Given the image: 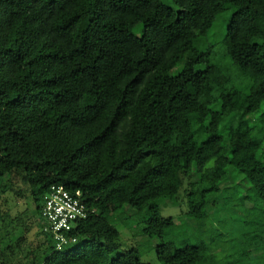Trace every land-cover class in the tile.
<instances>
[{
    "label": "trees",
    "instance_id": "trees-1",
    "mask_svg": "<svg viewBox=\"0 0 264 264\" xmlns=\"http://www.w3.org/2000/svg\"><path fill=\"white\" fill-rule=\"evenodd\" d=\"M18 174L44 237L28 264H150L120 248L129 211L136 237L160 239V264H217L204 243L165 241L176 224L157 200L181 192L206 221L217 197H253L261 235L234 245L260 259L264 0H0V177ZM61 185L86 216L59 247L42 208Z\"/></svg>",
    "mask_w": 264,
    "mask_h": 264
},
{
    "label": "rangeland",
    "instance_id": "rangeland-1",
    "mask_svg": "<svg viewBox=\"0 0 264 264\" xmlns=\"http://www.w3.org/2000/svg\"><path fill=\"white\" fill-rule=\"evenodd\" d=\"M140 30L141 26H139V33ZM22 179L21 174L0 177V261L5 259L7 264H28L32 256L37 255L44 247L42 221L37 216L31 188ZM241 193L243 194V191ZM246 194L250 195L248 192ZM180 195L178 200L169 204H163L164 200L161 198L157 200L161 215L173 217L175 220V231L168 232L164 238L168 244L181 247L185 244L204 243L209 248L210 254L216 257L217 264H264V255L249 263L247 257L239 255L234 245L237 239L245 244L242 249L249 250L250 237L261 235V231L255 232L251 227L254 224L250 221L259 217L258 212L250 205L251 200H254L253 197H250L249 203L240 200V196H236L229 200L228 205L223 198L217 197L216 205L211 204L206 207L205 212H208L211 218L206 221L207 216L199 217V219L191 218L188 215L189 201L183 199L184 192ZM133 217L134 213L129 211L124 213L123 221L115 223L120 232V248L125 250L138 247L143 262L160 264L157 257L160 239L136 237L137 229L144 226V223L139 225V215L134 219ZM213 221L218 222L216 225L219 231L212 229ZM241 225H245L247 229L241 228ZM235 229L242 230L233 234ZM226 233H229L227 238H225ZM190 235L194 237L192 240ZM254 252L253 248L252 255ZM230 254L234 256L230 257Z\"/></svg>",
    "mask_w": 264,
    "mask_h": 264
},
{
    "label": "built area",
    "instance_id": "built-area-1",
    "mask_svg": "<svg viewBox=\"0 0 264 264\" xmlns=\"http://www.w3.org/2000/svg\"><path fill=\"white\" fill-rule=\"evenodd\" d=\"M44 232H50L55 240L66 243L64 234L69 232L74 221L86 216L83 194L80 191L71 193L64 186H53L45 196L42 208Z\"/></svg>",
    "mask_w": 264,
    "mask_h": 264
}]
</instances>
